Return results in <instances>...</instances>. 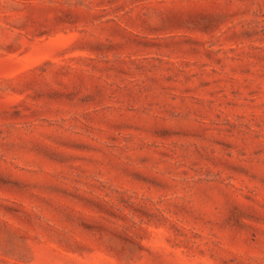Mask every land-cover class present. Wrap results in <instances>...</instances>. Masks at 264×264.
Returning a JSON list of instances; mask_svg holds the SVG:
<instances>
[{
    "label": "rangeland",
    "instance_id": "374dc122",
    "mask_svg": "<svg viewBox=\"0 0 264 264\" xmlns=\"http://www.w3.org/2000/svg\"><path fill=\"white\" fill-rule=\"evenodd\" d=\"M0 264H264V0H0Z\"/></svg>",
    "mask_w": 264,
    "mask_h": 264
}]
</instances>
